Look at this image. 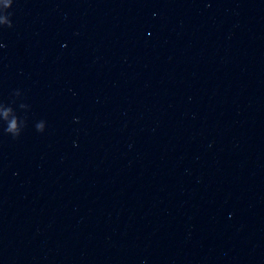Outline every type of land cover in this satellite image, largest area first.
<instances>
[{
  "label": "water",
  "instance_id": "95a60500",
  "mask_svg": "<svg viewBox=\"0 0 264 264\" xmlns=\"http://www.w3.org/2000/svg\"><path fill=\"white\" fill-rule=\"evenodd\" d=\"M0 264H264V0H0Z\"/></svg>",
  "mask_w": 264,
  "mask_h": 264
}]
</instances>
